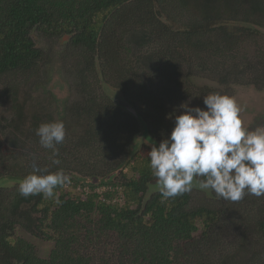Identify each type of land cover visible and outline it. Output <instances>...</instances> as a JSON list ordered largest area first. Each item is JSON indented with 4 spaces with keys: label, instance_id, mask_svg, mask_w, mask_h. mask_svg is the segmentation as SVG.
Masks as SVG:
<instances>
[{
    "label": "trees",
    "instance_id": "16d2710c",
    "mask_svg": "<svg viewBox=\"0 0 264 264\" xmlns=\"http://www.w3.org/2000/svg\"><path fill=\"white\" fill-rule=\"evenodd\" d=\"M171 2L180 12H186L188 18L181 26L175 27L161 18L165 12L174 19L166 11ZM134 23L160 44L149 55L154 76L161 81L159 85L153 83L151 87L141 77L131 82L122 79L132 65L121 68L113 62V53L118 55V49L123 47L121 37H117L120 28ZM260 28H264V0H0V77L18 71L30 73L42 61L43 52L35 46L32 30L48 36L67 35L71 46L87 56L81 69L80 92L91 84L85 72L95 76L103 73L97 79L107 85L106 76L116 72L121 79L112 86L137 111L144 110V114L139 113L150 135L160 142L161 132L169 128L165 127L166 115L158 113L163 107L158 105V97L151 94L152 88L164 91L170 99L175 94L193 97L180 77L185 72L184 79L206 70L218 76L219 84L229 87L221 94L230 95V85L235 83L264 87V59H242L247 65L234 63L241 60L234 53L247 41L255 40ZM148 33L143 32L142 37L150 36ZM188 52L191 58L209 53L221 58L223 65L217 63L214 69H207V62L202 61L199 68L190 64L185 71L178 59H184ZM227 60L231 65H227ZM125 85H132V95L124 90ZM15 95L16 92L11 94L14 101ZM88 102L93 103V99ZM14 108L17 113L11 120L15 122V133L5 149L10 164L0 170V178L14 177L18 183L11 189L0 185V264H208L209 240L213 226L224 216L223 204L190 205L196 187L167 200L160 190L145 198L148 185L156 182L149 167L151 147L139 148V124L134 117L125 116L118 104L106 101L97 111L91 104L79 102L66 108L65 117L74 119L82 131L66 134L64 142L57 145L58 165L52 163L49 149L50 156L36 159L32 165L21 161L25 143L39 141L36 129L41 117L32 114L27 126L22 120L23 108ZM80 116H85V123ZM54 121H64V117ZM34 165L51 172L63 169L70 181L57 186L53 198L42 194L22 197L17 190L19 182L33 173ZM204 191L210 192L217 202L227 201L211 189ZM243 212L234 202L229 210L225 207L224 213L236 216ZM245 214L251 219L256 217ZM258 217L259 214L253 230L262 238L264 204ZM23 233L50 242L48 255L40 256L35 243ZM247 238L246 233H241L237 244L243 250L250 248L251 261L246 264H264V246L257 250L256 241Z\"/></svg>",
    "mask_w": 264,
    "mask_h": 264
},
{
    "label": "rangeland",
    "instance_id": "374dc122",
    "mask_svg": "<svg viewBox=\"0 0 264 264\" xmlns=\"http://www.w3.org/2000/svg\"><path fill=\"white\" fill-rule=\"evenodd\" d=\"M167 13L174 19H170L166 13L165 16H162V20L166 23H171L173 26L178 27L185 23V19L188 18L186 12H180L174 6V3L171 2L169 7L166 9ZM165 17H167V20ZM144 31L138 24H130L120 28L117 37H121L123 42V47L118 49V55L113 53L112 58L113 62H118L117 65H121V68H125L122 65H132V68H127V72L121 76L126 80L137 81L136 77H141L142 80L149 84L152 87V84L159 85L161 83L159 78L154 76L155 69L151 67V61L149 55L154 53V50L159 48L160 44L155 42V37L150 36L142 37ZM31 36L34 41L35 46L40 48L43 52V59L37 65V67L30 73L28 72H11L0 77V170L10 164V161H7L6 147L10 146L8 141L13 140V133L15 130L12 128V125L15 123L14 120L16 116L15 105L23 108L24 117L23 121L28 122L30 116L36 113L41 117L39 124L49 121L58 120L59 117H64V124L66 129V134L71 135L72 132H78L80 127L75 124V120L66 116V108L71 106L74 103H80L81 105H89L94 111H97L100 106H103V103L106 101H111L112 103H117L113 101L117 97L124 98V95L121 91L115 90L112 86L113 83L120 81V75L113 71L109 76H106L107 83L98 80L97 78H102L103 73L97 72V76L94 73L85 72L86 78H88V86L84 89L85 92L81 93L83 84L81 82V69L86 65V54L80 50V48H75L71 46L69 41V36L59 35V36H48L40 32L39 30H32ZM241 47V46H240ZM239 47V48H240ZM243 47V48H242ZM237 52L234 53V56L241 60H236L234 63H239L240 65L245 63V58L254 57L258 61H263L264 59V28H260V34L256 37L255 40H249L243 44ZM154 55V54H153ZM155 56V55H154ZM179 56V55H178ZM188 59V62H187ZM191 59L193 62L190 63ZM244 59L245 61H242ZM182 62V69L188 71L191 65H196L195 67L199 68L198 64H201L202 61L207 62V69H214L215 64L219 63L223 65V60L217 58L209 53H201L196 55V57L191 58V53L184 55V59L179 58ZM242 61V62H241ZM261 61V62H262ZM264 62V61H263ZM191 64V65H190ZM233 64V63H232ZM96 63L95 70L98 71L99 67ZM227 65H231L229 60H227ZM162 66V65H161ZM185 75L180 77V81L185 82L189 90V94L193 97L182 98L183 95L175 94V98L170 99L169 95H165L157 87L152 88V95L158 97V105H162V110H159L158 113H164L166 117L168 114L172 113L177 106L182 102L189 101L191 98V106H200L204 107L203 97L212 91L217 90L219 93H225L229 89L226 85H221L218 83L216 78L217 75H213L208 70L203 71L198 74H192L188 78L184 79ZM159 80V81H158ZM87 80L84 79V83ZM105 84V85H104ZM124 85V84H123ZM154 86V85H153ZM191 86V87H190ZM125 91L128 95H132L133 88L127 85L124 86ZM206 87L210 92L199 91L198 88ZM231 96H234L237 102L242 108L241 118L243 124L247 128H253L257 125H260L264 119V87L258 88L250 83L242 84H231ZM16 92V100L14 101L11 94ZM86 93V94H85ZM156 97V98H157ZM93 99V103H89L88 99ZM108 104V103H107ZM118 104V103H117ZM140 108L143 106L138 105ZM130 108V107H128ZM132 108L130 112H132ZM133 113L144 114V110H135ZM129 113V112H128ZM139 113V114H140ZM85 116H80L79 119L82 123H85ZM165 127L169 128L171 132L173 127V120L166 118ZM6 126H5V124ZM171 122V123H170ZM19 125V124H18ZM164 127V128H165ZM26 128V127H25ZM82 130L80 129V132ZM167 131V130H166ZM162 131V135L164 132ZM161 135V136H162ZM33 136V134H31ZM140 136V135H139ZM37 143H25L23 146V151L20 152L21 161L26 165L30 162L31 165L36 161V159L42 160L49 155L48 149L43 148L37 139L34 140ZM145 141V140H144ZM141 140L140 149L144 145H148ZM149 146V145H148ZM151 147V146H150ZM9 149V148H8ZM35 158V160H33ZM63 161H66L62 159ZM19 163V162H18ZM29 165V164H28ZM194 180L199 181L198 178ZM200 182V181H199ZM17 181L14 177L3 176L0 178V185L5 186L9 189L17 185ZM154 187V188H153ZM154 185L149 187V192L155 191ZM192 187H194L192 185ZM192 190L190 205H221L222 211L225 212V207L229 210L230 204L234 203L233 201H223L213 200V195L209 192H206L203 189L199 191ZM204 192V193H203ZM147 194H145V198ZM264 196L256 197L253 195H246L242 200L235 201L237 206L242 208L245 212L239 213L236 216H224L220 218L218 224L213 226L211 232L210 243L211 246L208 248V264H246L247 261H251L250 248L243 250L238 247L237 244L241 241V233H246L248 235V240L256 241L255 248L260 250L264 246V237L258 238L255 234L253 228H256L254 224L256 223V217L259 214L263 206ZM234 204H232L233 206ZM247 214H256L254 219H251L252 216H247ZM227 214H229L227 212ZM258 217V219H259ZM255 220V221H254ZM28 237L29 240L35 243L37 247L38 254L42 257H46L51 249V243L39 238H35L28 233H23ZM251 244L248 242V245ZM240 248V249H239ZM207 261V259H206Z\"/></svg>",
    "mask_w": 264,
    "mask_h": 264
},
{
    "label": "clouds",
    "instance_id": "9594fccd",
    "mask_svg": "<svg viewBox=\"0 0 264 264\" xmlns=\"http://www.w3.org/2000/svg\"><path fill=\"white\" fill-rule=\"evenodd\" d=\"M204 107L182 102L166 118L173 120L170 134L158 146L151 143L149 167L161 196L167 200L199 186L219 198L242 200L246 195L264 196V124L244 126L242 108L234 96L212 92L203 97ZM40 145L60 164L57 145L64 142L63 121L41 123L36 129ZM70 181L63 169L55 172L33 166V173L19 182L22 197L53 198L57 186Z\"/></svg>",
    "mask_w": 264,
    "mask_h": 264
},
{
    "label": "flooded vegetation",
    "instance_id": "af4514ba",
    "mask_svg": "<svg viewBox=\"0 0 264 264\" xmlns=\"http://www.w3.org/2000/svg\"><path fill=\"white\" fill-rule=\"evenodd\" d=\"M113 101H115V102H117L118 103V105L122 108V110L124 111V113H126L127 115H125V116H132V117H134L136 120L135 121H137L138 122V124H139V130H138V132H137V134L138 135H140V137H141V139L146 143V144H148V145H150L151 146V143H156L157 144V146H158V144H159V142L155 139V137H153L152 135H150V132H149V130H148V128H147V123L144 121V119H143V117L139 114V113H134V114H132V112H135L134 111V109L135 110H137L131 103H129L128 101H127V99L125 98V96H124V98H121V97H117V98H115ZM116 103V104H117ZM127 107H130V108H132V112H130L129 110H127ZM129 112V113H128ZM30 120L27 122V126H29V124H30ZM260 124H264V119L262 120V122L260 123ZM255 127V126H254ZM253 127V128H254ZM169 130V129H168ZM166 131L160 138H161V140L162 139H164V138H166L169 134H170V132L169 131Z\"/></svg>",
    "mask_w": 264,
    "mask_h": 264
},
{
    "label": "water",
    "instance_id": "95a60500",
    "mask_svg": "<svg viewBox=\"0 0 264 264\" xmlns=\"http://www.w3.org/2000/svg\"><path fill=\"white\" fill-rule=\"evenodd\" d=\"M127 110L130 111L131 108H128V107H127ZM133 114H134V113H133ZM152 185L156 186V187H155V191H159V187H160V186H159L156 182L151 183V184L148 185V188H147V192H146L147 196H148L150 193L155 192V191L153 190V191H151L150 193H148V192H149V187H151ZM193 186L196 187V188L202 189V188L199 186V181L194 180V181H193ZM153 188H154V187H153ZM203 190H204V189H203Z\"/></svg>",
    "mask_w": 264,
    "mask_h": 264
}]
</instances>
